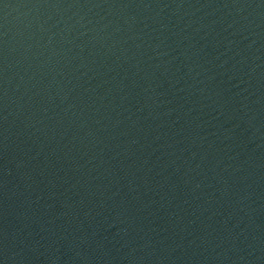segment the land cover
Masks as SVG:
<instances>
[{
    "label": "water",
    "instance_id": "95a60500",
    "mask_svg": "<svg viewBox=\"0 0 264 264\" xmlns=\"http://www.w3.org/2000/svg\"><path fill=\"white\" fill-rule=\"evenodd\" d=\"M0 264H264V0H0Z\"/></svg>",
    "mask_w": 264,
    "mask_h": 264
}]
</instances>
